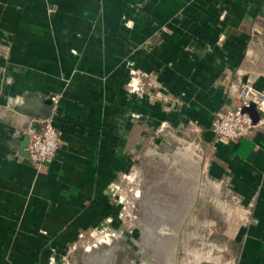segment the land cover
I'll return each instance as SVG.
<instances>
[{"label":"crops","instance_id":"0c3cea01","mask_svg":"<svg viewBox=\"0 0 264 264\" xmlns=\"http://www.w3.org/2000/svg\"><path fill=\"white\" fill-rule=\"evenodd\" d=\"M242 84L264 92V0H0V264H64L114 227L119 182L165 130L194 138L246 215L232 263L264 264V125L211 129ZM31 96L52 99L62 139L41 168L17 109Z\"/></svg>","mask_w":264,"mask_h":264},{"label":"rangeland","instance_id":"374dc122","mask_svg":"<svg viewBox=\"0 0 264 264\" xmlns=\"http://www.w3.org/2000/svg\"><path fill=\"white\" fill-rule=\"evenodd\" d=\"M150 141L119 182L124 206L116 225L85 236L64 264H233L246 215L232 192L207 175L204 154L185 130Z\"/></svg>","mask_w":264,"mask_h":264},{"label":"built area","instance_id":"2783aa9c","mask_svg":"<svg viewBox=\"0 0 264 264\" xmlns=\"http://www.w3.org/2000/svg\"><path fill=\"white\" fill-rule=\"evenodd\" d=\"M53 100L55 98L53 97ZM253 104L259 113L254 121L251 115L244 111L245 107ZM34 124L39 128L30 127L29 142L26 147L29 161L41 168L55 157L62 144L60 131L49 118L34 117ZM264 125V92L249 84H242L237 90L236 101L233 106L220 108L213 114L211 129L217 140L231 141L250 136L258 127ZM161 128L163 131L165 127Z\"/></svg>","mask_w":264,"mask_h":264},{"label":"water","instance_id":"95a60500","mask_svg":"<svg viewBox=\"0 0 264 264\" xmlns=\"http://www.w3.org/2000/svg\"><path fill=\"white\" fill-rule=\"evenodd\" d=\"M21 112H29L34 116L41 118H49L52 113V99L44 98L43 96H31L25 99V101L17 106ZM244 111L248 112L254 121H257L259 118V113L256 110L255 106L251 104L249 107H245ZM36 128H39V124H36ZM29 142V137L27 136L23 147ZM28 154V152H26Z\"/></svg>","mask_w":264,"mask_h":264},{"label":"bare ground","instance_id":"6f19581e","mask_svg":"<svg viewBox=\"0 0 264 264\" xmlns=\"http://www.w3.org/2000/svg\"><path fill=\"white\" fill-rule=\"evenodd\" d=\"M190 153H191V150H189L186 154H190ZM210 257H211V255H210ZM173 262H174V256L171 259V263H173Z\"/></svg>","mask_w":264,"mask_h":264}]
</instances>
